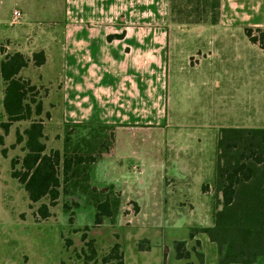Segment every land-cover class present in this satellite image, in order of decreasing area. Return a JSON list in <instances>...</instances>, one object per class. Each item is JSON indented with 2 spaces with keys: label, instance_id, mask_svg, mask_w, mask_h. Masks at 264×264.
<instances>
[{
  "label": "crops",
  "instance_id": "obj_1",
  "mask_svg": "<svg viewBox=\"0 0 264 264\" xmlns=\"http://www.w3.org/2000/svg\"><path fill=\"white\" fill-rule=\"evenodd\" d=\"M218 1V22L228 31L213 35L211 48L201 55L193 69H200L213 58L221 63L225 52L233 48V62L237 59V62L244 63L243 78L239 77L237 85L225 66L220 71L213 66L208 70L202 87L211 86L218 92L222 89L229 92V89L235 90L241 85L248 86L251 82L246 80L254 79L264 89L261 36H249L245 32L247 29L264 31V0ZM65 4L61 36L55 40V20L46 25L48 28L44 32L42 30L39 50L45 53L46 62L34 68L37 85L49 88V95L42 101L44 111L47 105L51 106L54 119L55 105H58L61 106L58 112L67 123L117 127L112 151L98 160L91 174V186L98 191L107 188V192L98 194L96 203L89 201L90 195L85 196L79 209H93L95 216L97 202H103L108 196L115 216L122 204L133 202L137 206L136 218L156 221L162 216L175 217L176 220L163 227L187 232L182 240L173 237L167 241L164 236L162 239L157 236L160 231L156 222L140 226L139 230L148 232H144L139 240L150 241L151 249L138 251L134 246L131 251H136L137 256L130 258L125 252V264H218L217 245L204 233H197L191 239L190 232L213 227L215 223L218 144L220 129L224 127L216 131L211 150H208L210 141L204 139L211 135L208 130L196 133L172 129L185 126L181 123L182 109L179 107L184 95L182 88L177 84L172 89L169 82L171 69L174 66L179 69L173 59L177 56L173 55L171 36L164 24L169 17V0L163 12L157 10V0H65ZM23 19L27 17L23 16ZM27 25L18 31L23 37L19 38L21 45H26L23 41ZM252 38L257 42L254 43ZM59 45L63 64L55 92V85L51 82L47 84L52 87L44 85L47 75L41 69L50 62L55 64V46ZM253 50L261 53L263 58L258 62L259 71L255 76L248 69L251 68L250 54ZM27 69H23L20 76ZM172 105H176L174 112ZM229 127L264 128L243 123ZM124 129L131 130L134 139L124 138ZM156 136L163 138L162 144L145 139ZM173 201L179 203L171 205ZM183 202H187L189 207ZM185 216L199 219L187 224L182 219ZM176 241H186L190 259H177ZM196 241L200 242L198 251L204 256L203 263H199L193 252Z\"/></svg>",
  "mask_w": 264,
  "mask_h": 264
},
{
  "label": "rangeland",
  "instance_id": "obj_2",
  "mask_svg": "<svg viewBox=\"0 0 264 264\" xmlns=\"http://www.w3.org/2000/svg\"><path fill=\"white\" fill-rule=\"evenodd\" d=\"M217 2L218 0H169V17L164 23L171 36L173 55L177 56L173 59L176 60L179 68L176 69L174 66L171 69L170 86L173 89L178 84L184 94L180 99L179 107L182 109L181 123L185 127L175 126L172 129H185L196 133L208 130L211 135L204 138L210 141L208 150H211V145L216 138L215 133L221 127L241 123L251 127H264V89H261L258 81L248 79L246 81L251 82L248 86L241 85L235 90L229 89V92L224 89L218 92L211 86L205 89L202 87L207 80L205 76L208 70H211L213 66L218 71L225 66L229 76H234L236 84H239V77L243 78L241 71H243L244 63L237 62V59L235 63L233 62V48L225 52L221 63L219 59L213 58L212 61L210 59L206 61L200 69H193L201 55L211 48L213 35L228 31L219 25ZM166 3L167 0H157V10L163 12ZM14 9L22 14V18L17 23L12 20ZM65 9V0H0V63L6 56L16 52L30 59L34 53L40 52L42 30L44 32L48 28L46 25L53 20H55V40L59 39L65 21ZM161 14L164 15V13ZM23 16L27 19L24 20ZM24 24H28L26 38L23 41L26 45H21L19 38L23 37L18 31ZM252 34L259 37L262 35L259 29H252ZM260 43L264 47L262 40ZM60 47V45L55 46V64L50 62L41 69L47 75V78H44L46 81L44 85L52 87L47 84L51 82V85H55V92L63 64ZM250 56L252 57L251 68L246 66L245 69L253 71L251 75L255 76L256 71H259L258 62H261L263 58L256 50H253ZM28 68L21 77L37 87L36 99L43 101L49 95V88L37 85L39 82L33 62ZM4 89L5 85L0 75V135L4 136V146H0V264H85L86 257L90 253L82 238L84 233L87 234V240H95L94 246L97 251L96 261L89 264H102L103 257L110 253L116 243L121 244L124 254L126 252L130 258H134L137 253L136 251L132 253L131 250L135 246L140 251L138 244L142 240L139 238L144 235V232H148L145 229L139 230V227L147 226V223L151 225L153 222H156L155 225L158 228H155L160 231L159 235L157 234L160 239L163 236L167 241L173 237L177 240L186 237L187 232L184 229L175 231L172 228L163 227L176 220L175 217L162 216L156 221L149 218H136L134 215L137 206L133 202L122 204L118 208L117 216L114 215L111 220L105 219L102 224L96 225L93 209L75 208L73 204L77 199L61 195L57 205L51 208V217L46 221H39L36 211L42 203L49 201L45 199L41 203L31 205L23 185L11 177L12 159L22 158L25 153L24 143L16 144V132L23 133L31 121L15 122L11 125L9 133L5 134L2 128V123L7 122L3 109ZM233 91L235 94H232ZM56 99L55 94V103ZM60 108L61 106L55 105L54 119L49 105L41 117H36L44 122L48 152L62 151L64 147L67 122L58 112ZM171 110L174 112L176 105H172ZM244 117L250 120H242ZM116 129L115 126L113 146ZM89 131V129L76 128L73 138L87 136ZM123 132L126 133L124 138L129 136L134 139L131 130L124 129ZM145 139L153 140L154 144H158V141L163 143V138L159 136ZM179 145L183 146V143ZM3 149L7 150L5 155L2 153ZM17 168L19 169L20 165ZM104 190L107 192L105 188L97 194L90 195L89 201L93 200L96 203L98 194L106 193ZM65 203L71 207L68 212L64 211ZM80 203L83 204V201ZM178 203L170 202L171 205ZM183 204L189 207L187 202ZM182 219L187 224H191L199 218L185 216ZM86 228L88 231H85ZM204 237L208 240V237ZM67 240L72 241L70 247H65ZM208 255L211 256V253L208 252Z\"/></svg>",
  "mask_w": 264,
  "mask_h": 264
},
{
  "label": "trees",
  "instance_id": "obj_3",
  "mask_svg": "<svg viewBox=\"0 0 264 264\" xmlns=\"http://www.w3.org/2000/svg\"><path fill=\"white\" fill-rule=\"evenodd\" d=\"M217 8H220L219 1ZM259 31L264 43V31ZM246 32L252 35V30L247 29ZM252 41L257 42L256 38ZM31 62L41 67L46 62L45 53H34L30 59L16 52L0 63V75L5 85L3 109L7 117L2 128L8 134L13 123L31 121L23 133L16 132V144L24 143L25 153L22 158L12 159L11 177L23 185L31 205L45 199L49 201L42 203L36 211L39 221H46L61 195L77 199L73 205L79 208L85 196L99 192L91 186V174L98 160L112 151L115 126L67 123L63 150L48 152L45 125L43 120L37 119L43 114V102L36 99L37 87L20 76ZM76 128L90 131L87 136L74 139ZM0 146H4L2 135ZM218 148L215 223L213 227L191 230L190 238L193 239L197 233L206 234L217 245L218 264H264V128H221ZM6 152V149L2 150L4 155ZM70 210V205L65 203L64 211ZM113 217L108 196L103 202H97L96 225ZM82 238L90 253L85 264L95 262V240H87L86 233ZM71 245L72 241L67 240L65 247ZM199 247L200 242L196 241L193 252L199 263H203L204 256L198 251ZM174 248L178 260L191 258L186 241H176ZM138 249L149 251L150 241H140ZM102 264H125L121 244L116 243L112 247L110 253L103 257Z\"/></svg>",
  "mask_w": 264,
  "mask_h": 264
},
{
  "label": "built area",
  "instance_id": "obj_4",
  "mask_svg": "<svg viewBox=\"0 0 264 264\" xmlns=\"http://www.w3.org/2000/svg\"><path fill=\"white\" fill-rule=\"evenodd\" d=\"M21 18H22V14L18 10H15L13 12V18H12L13 22L17 23Z\"/></svg>",
  "mask_w": 264,
  "mask_h": 264
}]
</instances>
